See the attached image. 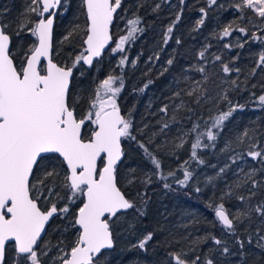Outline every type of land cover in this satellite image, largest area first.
<instances>
[{
	"label": "snow or ice",
	"instance_id": "1",
	"mask_svg": "<svg viewBox=\"0 0 264 264\" xmlns=\"http://www.w3.org/2000/svg\"><path fill=\"white\" fill-rule=\"evenodd\" d=\"M83 3L87 20L84 39L86 47L75 56L71 66L58 65L51 58L54 17L57 15L55 10L62 7V0H31L29 11L39 18L29 22L32 27L22 22L16 35L27 28L35 40L27 51L21 53L19 64L15 62L16 57L10 47L12 37L7 31L9 26L0 24V264H5L9 246L15 252L13 264H45L43 257L49 256L50 252V264H101L106 250L115 247L114 225L121 215L128 210L144 215V208L127 198L118 187V165L124 157L122 145L125 141L135 142L143 150L154 166L153 174L158 180L165 181V189L171 188V184L166 182L168 178L175 176L172 171L164 174L160 160L143 141L137 139L133 121L121 115L117 98L124 85L120 77L109 75L105 78L90 100L87 113L77 116L70 101L74 69L81 64L91 67L94 59L102 55L111 40L110 26L117 9L121 8L122 0H83ZM180 3L183 4L184 0H180ZM207 3L208 8H211L217 5V0H207ZM235 7L238 10H251L264 22V0H240ZM200 12L202 16L197 21V26L203 25L207 16L205 8H201ZM179 21L180 15H177L175 21L167 27L163 37L165 45ZM139 23L138 18L128 21V33L120 37L111 50L113 53L126 52L125 45L136 38L137 32L143 31L137 27ZM232 31H238L244 37L250 36L251 40L264 44V29L258 36L255 32L249 34L245 27L233 29L229 24L223 29L221 38L231 36ZM175 42L178 45L181 43L179 39ZM246 43L248 39L238 42L237 47L243 49ZM224 48L231 50L232 45L226 43ZM206 52L207 47L199 52L198 59L206 62ZM155 58L159 59V56ZM215 61L221 62V69L226 77L232 72L241 71L239 67H230L228 63H224L221 55H215ZM127 62L126 55L122 56L119 65L124 66ZM132 63L134 66L135 62ZM167 64L171 66L173 59H168ZM256 69L264 71V50L258 54L256 67L252 69L251 75L256 74ZM191 70L199 73L201 79L196 80L195 86L190 90H185V95L194 97L197 105L202 101L208 103L224 100H228L231 105L226 90L221 88V92L213 96L205 86L212 77L206 63L193 65ZM184 79L188 80L189 77L184 76ZM222 83H230L237 89L240 87L236 79L230 82L222 80ZM147 87L148 84H145L144 88ZM140 91L143 92L144 89ZM174 96L180 97L181 93L176 92ZM258 101L264 106V95H260ZM185 107L186 102L181 100L176 110ZM241 107L238 104L232 105L228 111H222L211 119L210 123L205 121L204 130H200L199 123L193 124L188 132L182 134L181 143L176 147H183V136L194 133L191 158L198 164H203L197 150L215 148L225 121ZM168 109L169 106L165 104L159 111L167 115ZM186 110L194 111L191 107ZM171 119L176 122L175 114ZM85 125L91 126L90 134L86 132ZM169 128L170 123L166 122L161 125L160 131L164 132ZM139 131L142 132V129ZM244 138H247L249 150L243 155L232 157V163L235 164L238 159L246 156L261 165L260 169L252 167L245 179L233 186L238 189L250 184L247 196H236L241 204H247V210L238 209L235 214H230L223 202L211 205L216 221L227 236L234 238L233 243L238 247L242 259L245 256V241L252 243V214L255 213L264 224V201L255 205L251 203L257 190L264 189V147H261L256 130H246L237 140L244 143ZM205 139L208 143L204 142ZM228 147L230 145L225 146ZM53 156L58 158L56 164L50 163ZM228 167L230 166L225 165L220 168L219 173H225ZM240 171L243 172L244 169L240 168ZM37 173H41V176L37 177ZM258 174H261L260 179L256 178ZM135 179L133 177L129 182L132 183ZM192 179L193 172L183 168V179L177 180V183L186 187ZM142 182L151 183V177H146ZM195 191L199 193L201 189L197 187ZM139 195L142 204L146 205L147 193ZM225 195L232 196L233 191L230 190ZM61 200L64 203H60ZM77 201H80V206L72 212L71 207ZM54 219L67 220L65 231L75 229L76 240L70 247H62V240L54 246V251L47 245L41 247L46 226ZM242 231L247 235H241ZM254 234L257 247L264 250V229L257 227ZM152 239L153 233L149 232L133 247L146 250V245ZM211 240L221 254H231L227 240L215 236ZM169 255L172 264H215L212 258L200 255L188 259L187 253L183 251Z\"/></svg>",
	"mask_w": 264,
	"mask_h": 264
},
{
	"label": "trees",
	"instance_id": "2",
	"mask_svg": "<svg viewBox=\"0 0 264 264\" xmlns=\"http://www.w3.org/2000/svg\"><path fill=\"white\" fill-rule=\"evenodd\" d=\"M124 1L126 5H122L112 26L114 43L109 51L92 67L86 68L81 64L74 69L70 101L77 116H84L90 100L94 97L96 82L109 75L120 77L124 85L117 98L120 111L125 118L133 121L137 129V139L143 141L160 160L164 174L172 171L175 176L168 178L166 182L171 184V188L165 189V181L158 180L153 174L154 166L143 150L139 149L135 142L123 143L124 158L118 166V185L127 198L144 208V215L141 216L134 210L121 215L114 225L115 247L106 252L101 264H172L169 254L181 251L187 253L188 259L200 255L212 258L215 264H264V250L257 247L254 234L257 227L264 229L260 218L251 219L252 243L245 241V256L242 259L238 247L233 243L234 238L222 231L211 207L223 202L230 212L235 206L233 202L240 201L225 195L226 190L221 189L222 183L218 186V192L211 193L202 188L200 180L203 168L208 169V174H211L226 162V153L222 154L221 148L227 142L254 126L258 128L259 136L264 137V106L258 101V97L264 95V71L256 69V74L251 75L252 69L256 67L258 54L264 50V44L251 40L250 36L244 37L238 31H232L231 36L221 38L223 29L229 24L233 29L245 27L249 34L255 32L259 36L264 29V22L247 8L238 10L235 7L239 4L237 0H217V5L211 8H208L207 0H184L183 4L180 0ZM171 4L176 7L170 9ZM31 6V0H0V21L9 26L7 31L12 37L11 50L17 64L20 63L21 53L27 51L35 40L27 28L21 31L20 35H16L22 22L32 27L29 22L39 18L29 11ZM201 8L206 9L207 16L204 24L197 26V21L202 16ZM120 15L124 16L122 21L127 23V27L118 31L117 18ZM177 15H180V21L175 24L171 39L165 45L163 37ZM137 18L140 21L137 27L143 31L137 32L136 38L125 45V53H113L111 50L120 37L128 33V21ZM86 24L83 0H64L57 15L54 32V60L59 65L71 66L75 56L83 51ZM176 39L181 41L179 45L176 44ZM245 39H248V43L244 48L237 47L238 42ZM60 41L63 42L62 53H58ZM226 43L232 45L231 50L224 48ZM205 47L206 62L198 59L199 52ZM217 54L221 55L224 63H228L230 67H239L241 71L232 72L226 77L222 72L221 62H214V56ZM125 55L128 62L120 66L119 60ZM157 55L159 59L155 58ZM168 59H173L171 66L167 64ZM204 63L212 73L211 79L205 85L209 92L216 96L223 88L227 91L231 103L242 107L225 121L224 130L218 137L215 148L197 150L198 156L204 161L203 164H198L191 158V144L195 141V134L183 136V147L177 148L176 145L181 143L180 137L195 123H199L200 130H204L205 121L210 123L211 119L222 111H228L230 107L228 100L208 103L202 101L197 105L194 97L184 94L185 90L195 86L196 80L201 79L199 73L191 70L192 66ZM185 69L189 71L186 72ZM184 76L189 79L185 80ZM233 79L240 85L238 89L233 88L230 83H222V80L230 82ZM145 84H148L147 88H144ZM140 89L144 91L141 92ZM176 92H180L181 96L175 97ZM181 100L186 102V107L176 110ZM165 104L169 106L167 115L159 111ZM187 107L194 111H187ZM173 114L176 116V122L171 119ZM166 122L170 123V128L161 132V125ZM145 125L147 127H144ZM90 129H86L88 134ZM141 129L142 132L139 131ZM204 142L208 143L206 139ZM57 161L58 158L53 156L50 163L56 164ZM185 161L188 163L185 164ZM181 165L193 172V179L186 187L177 183V180L183 179ZM256 166L261 168L259 163ZM260 175L256 178L259 179ZM39 176L41 173H37V177ZM133 177L136 179L130 183ZM146 177H151V183L142 182ZM197 187L201 192L195 191ZM145 192L147 204L143 205L139 194ZM260 193L262 195L259 197L263 198L264 189H260ZM60 203L64 201L61 200ZM78 206L80 201L72 205V212H75ZM66 224L67 220L54 219L42 239L41 247L47 243L57 245L61 240L62 247H70L76 240L75 229L65 231ZM149 232L153 233V239L146 245V250L133 247ZM241 235L246 236L247 233L242 231ZM212 236L227 240L231 254H221L212 243ZM12 255L15 256V252L9 246L5 264Z\"/></svg>",
	"mask_w": 264,
	"mask_h": 264
},
{
	"label": "rangeland",
	"instance_id": "3",
	"mask_svg": "<svg viewBox=\"0 0 264 264\" xmlns=\"http://www.w3.org/2000/svg\"><path fill=\"white\" fill-rule=\"evenodd\" d=\"M238 3H240V0H237ZM122 5L125 7L126 3L124 0H122ZM176 5L175 4H171L170 5V9L171 8H175ZM124 18V16L120 15L117 18L118 21V25H117V30H124L127 27V23L123 22L122 19ZM256 27V26H254ZM118 43V42H117ZM62 44L63 42L60 41L59 45H58V53H62L63 49H62ZM67 56V55H66ZM70 56V55H69ZM104 80V79H103ZM102 80V81H103ZM102 81H97L96 82V86L94 87L95 92L96 89L99 87L100 83ZM95 95V93H94ZM229 106L234 105V103L228 104ZM204 125V124H203ZM89 127L91 128V126L89 125ZM257 127H251L248 131L251 132L252 130H256L257 131ZM245 132V131H244ZM243 132V133H244ZM243 133L237 137H240L243 135ZM258 134V133H257ZM237 137H235L233 140L229 141V143L227 142L222 148H221V153L224 154L226 153L227 156V160L226 162L221 166V168L225 167V165H229L230 167L226 168L225 173H219V170H215L213 171L211 174H208V169L203 168L201 173H200V180H201V186L203 189H208L211 193H215L218 192L219 189V185H221V183L223 184L221 186V189H223L225 191V193L229 192L230 190L233 191V197L234 199H236L237 195H245L247 196L248 194V189L250 188V184L244 185L241 188H234L233 186L236 184L241 183L244 179H245V175L246 173L252 168L255 167L257 169H259L256 164L258 162L255 161H251L250 158H247L246 156L244 157V159H238L237 163H232V157H236L237 154L243 155L244 153H246L249 148H248V141L247 138H244V143H240L237 140ZM258 138H259V142L261 144V147H264V137L259 136L258 134ZM226 145H230V147L225 148ZM239 165V167H238ZM213 167H215V164L213 165ZM240 168H243L244 171L241 172ZM257 177V176H256ZM260 179V178H259ZM224 194V193H222ZM261 193L257 191V195L255 196V198L251 201V203L253 205H255L258 202L263 201L262 197H257L258 195H260ZM262 195V194H261ZM234 203V208L231 211L230 210V214H235L236 211L239 209L241 211H246L247 210V204H241L237 203V202H233ZM252 217H254V213L252 214ZM255 217H258L257 215ZM261 222V221H260ZM47 245L49 248H52L53 251L55 250V245H51L49 243L45 244ZM52 255V252L49 253V256ZM49 256H45L43 257L44 261L46 262V264H50L49 262ZM15 259V256L12 255V257L10 258L9 262L7 264H13V261Z\"/></svg>",
	"mask_w": 264,
	"mask_h": 264
},
{
	"label": "water",
	"instance_id": "4",
	"mask_svg": "<svg viewBox=\"0 0 264 264\" xmlns=\"http://www.w3.org/2000/svg\"><path fill=\"white\" fill-rule=\"evenodd\" d=\"M62 3H63V0H62ZM84 4V3H83ZM60 8L61 7H59L58 9H56L55 11L57 12V15H58V13H59V11H60ZM84 9H85V13H86V7H85V5H84ZM119 10L120 9H117V12H116V14H114V20H113V23H112V25L110 26V35H111V40L109 41V44L105 47V49H104V51H103V53H102V55L100 56V57H98V58H95L94 59V61H93V65L96 63V62H98V61H100L105 55H106V53L109 51V49L111 48V46L113 45V43H114V39H113V36H112V26H113V24H114V22H115V18H116V16H117V14H118V12H119ZM57 15L54 17V26H53V34H52V50H51V58H52V61H53V63H56V64H58L55 60H54V32H55V26H56V17H57ZM0 24H2L1 23V21H0ZM86 38V37H85ZM83 44H84V42H83ZM11 49H12V43H11ZM86 47V45L84 44V48ZM45 64H46V61L44 62ZM59 65V64H58ZM84 65V64H83ZM92 65V66H93ZM86 68H90L88 65H84ZM91 66V67H92ZM73 76H74V73H73ZM72 80H73V78H72ZM71 86H72V81H71V84H70V89H71ZM121 112V111H120ZM121 115L123 116V114H122V112H121ZM85 128H86V125H85ZM122 147H123V145H122ZM124 158V157H123ZM122 161H123V159H122ZM121 161V162H122ZM121 164V163H120ZM119 164V165H120ZM118 165V166H119ZM118 187H119V185H118ZM122 190V189H121ZM129 211V210H128ZM127 211V212H128ZM52 222V221H51ZM51 222H50V224H51ZM49 224V225H50ZM49 225L48 226H46V232H47V229H48V227H49ZM45 236V234L42 236V239H43V237ZM112 250V249H111ZM111 250H106V252L107 251H111ZM5 260H6V254H5Z\"/></svg>",
	"mask_w": 264,
	"mask_h": 264
},
{
	"label": "flooded vegetation",
	"instance_id": "5",
	"mask_svg": "<svg viewBox=\"0 0 264 264\" xmlns=\"http://www.w3.org/2000/svg\"><path fill=\"white\" fill-rule=\"evenodd\" d=\"M64 1V0H63ZM62 5H63V3H62ZM121 8H122V5H121ZM120 8V9H121ZM61 9V8H60ZM120 11V10H119ZM119 13V12H118ZM56 19H57V17H56ZM54 50V49H53ZM89 127V125H86V128H85V130L87 129ZM258 192H260V189L259 190H257ZM261 195V194H260ZM260 195H258L257 197H259ZM264 198V197H263ZM256 215H254V217H255Z\"/></svg>",
	"mask_w": 264,
	"mask_h": 264
}]
</instances>
